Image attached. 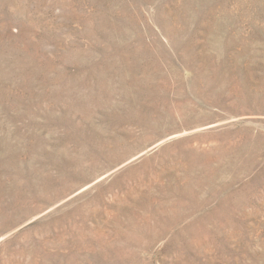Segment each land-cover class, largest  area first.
<instances>
[{
	"label": "rangeland",
	"instance_id": "obj_1",
	"mask_svg": "<svg viewBox=\"0 0 264 264\" xmlns=\"http://www.w3.org/2000/svg\"><path fill=\"white\" fill-rule=\"evenodd\" d=\"M0 264H264V0H0Z\"/></svg>",
	"mask_w": 264,
	"mask_h": 264
}]
</instances>
